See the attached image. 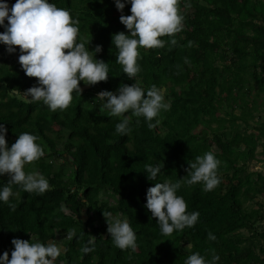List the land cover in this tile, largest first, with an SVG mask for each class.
I'll return each mask as SVG.
<instances>
[{
    "label": "trees",
    "instance_id": "trees-1",
    "mask_svg": "<svg viewBox=\"0 0 264 264\" xmlns=\"http://www.w3.org/2000/svg\"><path fill=\"white\" fill-rule=\"evenodd\" d=\"M49 2L79 19L77 42L89 51L102 46L96 58L109 63V78L95 85L81 81V94L74 91L67 109L53 112L43 101L24 98L38 78L28 77L15 54L0 47V123L8 147L23 132L37 135L45 155L25 171H39L51 185L42 195L11 185L15 211L0 202V256L8 251L11 259L14 238H32L44 244L59 239L55 264H184L194 252L210 258L213 249L218 264H264V201H255L264 196V174L248 171L259 148L264 156V0H191L190 8L181 0L185 20L175 35L178 44L139 49L141 71L133 79L116 62L113 35L129 31L115 0ZM130 9L126 4L123 14L131 15ZM133 83L164 89L171 107L154 118L160 120L154 129L132 116L131 132L121 135L115 125L123 117L108 115L97 94ZM207 151L222 162L221 184L206 192L199 183H183L177 194L187 211H199V220L163 235L145 207L147 189L184 178L189 163ZM160 161L162 172L150 180L145 165ZM8 180L0 176V187ZM104 211L128 219L137 235L135 251L114 245ZM209 232L216 240L208 239ZM89 240L94 250L82 253Z\"/></svg>",
    "mask_w": 264,
    "mask_h": 264
},
{
    "label": "clouds",
    "instance_id": "clouds-1",
    "mask_svg": "<svg viewBox=\"0 0 264 264\" xmlns=\"http://www.w3.org/2000/svg\"><path fill=\"white\" fill-rule=\"evenodd\" d=\"M103 2V0H101ZM181 0H115L117 9L122 13L120 22L126 26L129 34L119 32L113 35V44L118 50L116 62L123 67V72L133 79L141 71L138 63L139 49L164 48L166 44H178L175 35L183 31L185 16L181 13ZM0 0V26L5 31L0 33V43L7 46L9 54L19 48V63L28 77L37 79V86L27 89L23 95L29 102L43 101L55 112L64 110L73 100V92L81 94L80 82L95 85L109 78V63L97 59L102 52L97 45L89 51L84 42H77L80 32L79 19H73L70 11L58 7L49 0ZM126 4L131 5V15H124ZM185 7H191V0H184ZM11 6V7H10ZM8 21L6 24L5 21ZM170 37L164 40L161 37ZM193 42H189V46ZM67 50V51H65ZM93 53L95 55H93ZM185 63H189L185 57ZM102 108L110 116H122L115 125V131L121 135L131 132V117H143L150 129L156 128L162 110L170 109L161 88L153 84L147 90L138 83L122 84L116 92L103 90L97 94ZM128 113L129 115H125ZM139 124L140 120L137 119ZM7 128L0 123V176L7 175L8 182L0 187V202L10 203L14 195L11 185L17 184L29 193L44 194L50 188L49 180L39 171L26 172L25 165L39 160L45 155L44 148L37 143L39 137L29 132L18 135L15 143L8 147ZM221 161L213 151L197 156L195 162L189 163L187 175L176 182L155 183L147 189L145 207L156 218L163 235L174 231L191 228L199 220V211H187V202L177 194L183 183L191 186L201 184L206 192L214 190L221 184L219 166ZM164 165H145L150 180H156ZM114 245L121 250L138 247L137 235L127 218L113 217L109 211L103 212ZM75 235V229L68 230V238ZM209 232L208 239L216 240ZM11 243L14 250L9 259L8 251L0 256V264H55L61 255V247L56 242L44 244L40 241L14 238ZM89 245H92L91 247ZM94 250L93 240L81 248L82 253ZM220 256L211 250L210 258L200 252L187 257L184 264H218Z\"/></svg>",
    "mask_w": 264,
    "mask_h": 264
},
{
    "label": "rangeland",
    "instance_id": "rangeland-1",
    "mask_svg": "<svg viewBox=\"0 0 264 264\" xmlns=\"http://www.w3.org/2000/svg\"><path fill=\"white\" fill-rule=\"evenodd\" d=\"M185 11H186L187 13H190V12H191L190 9H186ZM4 31H5V28L2 27V28L0 29V33L4 32ZM3 45H4V44H3ZM1 46H2V43H0V47H1ZM14 54H15V58H16L17 60H19L20 52H19L18 49H17V51H16ZM162 90H163V92H164V89H162ZM236 112H237V110H236ZM259 114H262V115L264 116V110H262V112L259 113ZM259 114H256V117H257ZM263 120H264V119H263ZM251 124H252V121L250 122V125H251ZM212 127L215 128L214 125H212ZM199 129H200V128H199ZM263 159H264V156L261 154V148H259V149L257 150V152L255 153V158L249 162L248 171H249V172H261V173L264 174V160H263ZM60 162H62V161H60ZM103 198H104V196H103ZM255 201L263 202V201H264V196H259L258 199H256ZM69 207H70V205H68L67 208H65V213H66V214H69ZM252 207H253V208H256L257 206H252ZM82 218L85 219L86 216L83 215ZM56 242L58 243L59 246L61 245V244H59V239L56 240ZM55 262H56V261H55Z\"/></svg>",
    "mask_w": 264,
    "mask_h": 264
},
{
    "label": "built area",
    "instance_id": "built-area-1",
    "mask_svg": "<svg viewBox=\"0 0 264 264\" xmlns=\"http://www.w3.org/2000/svg\"><path fill=\"white\" fill-rule=\"evenodd\" d=\"M11 2L13 1V0H10Z\"/></svg>",
    "mask_w": 264,
    "mask_h": 264
}]
</instances>
